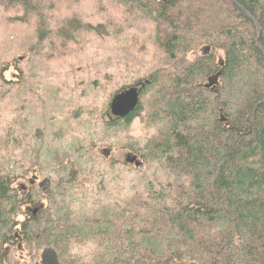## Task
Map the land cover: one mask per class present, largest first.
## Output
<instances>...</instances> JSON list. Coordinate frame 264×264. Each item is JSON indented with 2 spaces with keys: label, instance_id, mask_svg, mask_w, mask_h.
I'll return each mask as SVG.
<instances>
[{
  "label": "trees",
  "instance_id": "trees-1",
  "mask_svg": "<svg viewBox=\"0 0 264 264\" xmlns=\"http://www.w3.org/2000/svg\"><path fill=\"white\" fill-rule=\"evenodd\" d=\"M235 1L0 0V264H264V0Z\"/></svg>",
  "mask_w": 264,
  "mask_h": 264
},
{
  "label": "water",
  "instance_id": "water-1",
  "mask_svg": "<svg viewBox=\"0 0 264 264\" xmlns=\"http://www.w3.org/2000/svg\"><path fill=\"white\" fill-rule=\"evenodd\" d=\"M164 2L168 0H162ZM237 5V3H236ZM251 16V15H250ZM252 17V16H251ZM255 25L257 26L256 21L253 19ZM210 49H208L209 51ZM221 73H218L212 77H210L205 85L206 89H213L219 83V78ZM140 98V90L138 87H133L129 90L123 91L122 93L116 95L112 100L110 110L111 114L117 118H125L132 112H134L138 106ZM109 153L107 157H109ZM135 160V158H133ZM34 184L35 182H31ZM44 184V183H43ZM43 184L41 186H43ZM36 210H34V214H36ZM48 252V251H47ZM46 254V253H45ZM44 260V259H43Z\"/></svg>",
  "mask_w": 264,
  "mask_h": 264
},
{
  "label": "rangeland",
  "instance_id": "rangeland-1",
  "mask_svg": "<svg viewBox=\"0 0 264 264\" xmlns=\"http://www.w3.org/2000/svg\"><path fill=\"white\" fill-rule=\"evenodd\" d=\"M53 65L56 67V70L57 71H59V72H62L63 74H67L65 71H61V70H58L57 69V64H55V63H53ZM60 76H62V75H60ZM9 77L10 78H14L15 77V75L13 74V73H10L9 74ZM100 96H101V94H100ZM99 101V100H98ZM6 104H9V101H6L5 102ZM88 107H92V106H88ZM137 122H139V121H137ZM139 124H140V122H139ZM141 125V124H140ZM2 126H4V122H3V124H2ZM141 132L143 133V131H142V129H141ZM0 133H1V130H0ZM121 134H122V136H120V137H122V138H125V137H128V136H130V138L128 139V140H123V141H118V139H114V138H116V136L114 135V134H112L111 133V135H110V140H112V147L110 148V149H114V150H116V152L113 154V156L115 157V158H118V159H121V160H125V159H127L129 162H131V163H134L135 161H136V159L135 160H133V157H127L126 155L128 154L127 153V151H118V150H122L123 148H125V147H127V148H132L131 146H132V142L130 141L131 140V138L132 137H135V140H140V138H141V135H139V136H137V135H133V125H132V127H131V129H130V131L129 132H125V131H122V132H120ZM124 133H126V134H124ZM88 136V135H87ZM102 150L100 149V148H98L97 150H96V152H101ZM104 152V151H103ZM107 155H108V153H109V155H111L112 156V154H111V151H106L105 152ZM96 169H99V168H96ZM43 259H44V264H55V262H56V260H57V256H56V253H54V252H52V251H50V250H48V252H46V254L43 256V258H40L38 261H37V263L36 264H43Z\"/></svg>",
  "mask_w": 264,
  "mask_h": 264
},
{
  "label": "clouds",
  "instance_id": "clouds-1",
  "mask_svg": "<svg viewBox=\"0 0 264 264\" xmlns=\"http://www.w3.org/2000/svg\"><path fill=\"white\" fill-rule=\"evenodd\" d=\"M142 125L139 122L133 124V135H141ZM151 133L155 132V129L150 130ZM98 251V244L94 239H87L82 242L73 241L69 247V254L75 257H79L81 264H92L94 254Z\"/></svg>",
  "mask_w": 264,
  "mask_h": 264
},
{
  "label": "bare ground",
  "instance_id": "bare-ground-1",
  "mask_svg": "<svg viewBox=\"0 0 264 264\" xmlns=\"http://www.w3.org/2000/svg\"><path fill=\"white\" fill-rule=\"evenodd\" d=\"M233 1H234L235 4L237 3L235 0H233Z\"/></svg>",
  "mask_w": 264,
  "mask_h": 264
},
{
  "label": "flooded vegetation",
  "instance_id": "flooded-vegetation-1",
  "mask_svg": "<svg viewBox=\"0 0 264 264\" xmlns=\"http://www.w3.org/2000/svg\"><path fill=\"white\" fill-rule=\"evenodd\" d=\"M45 185H46V183L43 184V186H45Z\"/></svg>",
  "mask_w": 264,
  "mask_h": 264
}]
</instances>
